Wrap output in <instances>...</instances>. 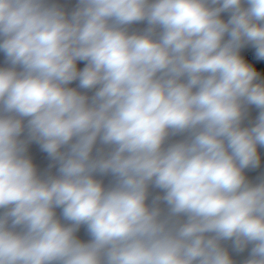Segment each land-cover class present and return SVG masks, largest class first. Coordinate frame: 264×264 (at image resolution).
<instances>
[{
	"label": "clouds",
	"instance_id": "obj_1",
	"mask_svg": "<svg viewBox=\"0 0 264 264\" xmlns=\"http://www.w3.org/2000/svg\"><path fill=\"white\" fill-rule=\"evenodd\" d=\"M0 264H264V0H0Z\"/></svg>",
	"mask_w": 264,
	"mask_h": 264
}]
</instances>
